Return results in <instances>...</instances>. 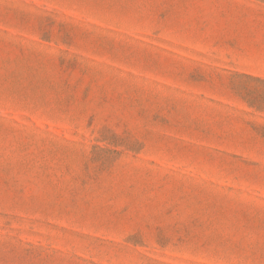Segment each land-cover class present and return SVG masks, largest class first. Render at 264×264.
I'll return each mask as SVG.
<instances>
[{"label":"rangeland","instance_id":"rangeland-1","mask_svg":"<svg viewBox=\"0 0 264 264\" xmlns=\"http://www.w3.org/2000/svg\"><path fill=\"white\" fill-rule=\"evenodd\" d=\"M0 264H264V0H0Z\"/></svg>","mask_w":264,"mask_h":264}]
</instances>
